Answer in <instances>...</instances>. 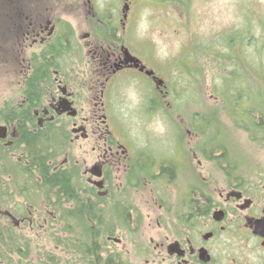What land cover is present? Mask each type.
I'll use <instances>...</instances> for the list:
<instances>
[{"label": "flooded vegetation", "instance_id": "1", "mask_svg": "<svg viewBox=\"0 0 264 264\" xmlns=\"http://www.w3.org/2000/svg\"><path fill=\"white\" fill-rule=\"evenodd\" d=\"M3 1L4 50L24 53L21 99L0 126L5 244H18L13 231L52 220L70 234V264H127L117 250L124 244L133 245L136 264H264V170L223 182L199 171L173 183V151L139 146L111 129L106 100L120 73L161 83L124 43L138 35L127 31L132 1L120 0L123 18L120 7L101 9L98 0ZM71 41H84L91 53L90 76L62 64Z\"/></svg>", "mask_w": 264, "mask_h": 264}, {"label": "rangeland", "instance_id": "2", "mask_svg": "<svg viewBox=\"0 0 264 264\" xmlns=\"http://www.w3.org/2000/svg\"><path fill=\"white\" fill-rule=\"evenodd\" d=\"M131 1L132 15L127 31L138 35L124 43L151 69L148 73H155L161 83L142 74L120 73L106 100L111 129L139 146L173 151V160L178 166L173 165V183L176 177L190 178L197 176L199 171L218 182L234 172L248 177L259 176L264 170V116L254 113L255 119L262 124L257 132L258 139L257 136L254 139L241 126L244 120L237 121L229 104L234 96L233 89L240 86L264 105V0ZM112 3L120 7L119 18H123L120 0H98L97 6L102 9ZM6 12L4 1L0 0V22L8 17ZM106 13L107 16L111 14L109 10ZM119 26L122 32L121 23ZM5 28L0 27V32H5ZM85 30V26L78 28L79 32ZM1 39L0 126L5 113L21 99L16 81L24 55L20 51L6 52L7 42ZM77 42H68L63 48L62 64H71L77 73L90 76V72L84 70L93 68L91 53L82 44L84 41ZM231 71L239 74L234 86L230 78L235 74ZM222 83L231 85L229 99L221 95ZM260 89L263 91L259 93ZM94 101L86 105L88 111L94 109ZM241 102L240 106L246 107L251 100L245 98ZM219 140H224L229 150L222 147L212 150L211 142ZM180 145L188 152V162L192 160L193 164L181 158ZM227 150L230 157L224 156ZM199 160L202 161L200 166ZM153 178L157 183L160 181L157 175ZM51 221H48L49 227H37L38 230L13 231L12 238L18 244L16 247L15 244H0V264H70L67 245L70 234L53 228ZM2 232L7 239L5 230ZM118 249L125 252L127 264H136L132 244L119 245Z\"/></svg>", "mask_w": 264, "mask_h": 264}, {"label": "trees", "instance_id": "3", "mask_svg": "<svg viewBox=\"0 0 264 264\" xmlns=\"http://www.w3.org/2000/svg\"><path fill=\"white\" fill-rule=\"evenodd\" d=\"M231 72L235 74L234 77L230 78V81L232 82V86H234V82L238 83V81H239V78H238L239 74L235 73L234 71H231ZM221 88H222L221 89V91H222L221 95L225 96L223 98L229 99V97H231L230 93H232L231 92V89H232L231 85L229 84V86H227L224 83H222V87ZM239 89H240V92H239ZM233 90H234V92H233L234 96H233L232 101L229 104L230 110H231L232 113L235 114V116H237V121L244 120L243 122L241 121L242 122L241 126H243L247 131H249L252 134V136L254 137V139H255V136H257V132L262 129V124L259 123L255 119L254 113H259L260 112L261 115L264 116L263 115L264 114L263 102L260 103V101H259L260 99L259 98L250 97L248 95V93H247L248 92L247 89L244 88V87L236 86ZM261 91H263V89H260V91L258 90L259 93ZM245 98L251 100L250 106L241 107L240 106V105H242L241 101L245 100ZM11 111H13V110H11ZM244 114L247 115L248 117H246ZM239 115H242V117H239ZM256 138L258 139V136ZM216 140H218V139H216ZM208 143L206 145H208ZM211 143H212L211 147H213L212 150L214 149V147H216V149L218 147H222V148L228 149L227 148L228 144L224 140H222V141L221 140L212 141ZM207 147H209V146H207ZM228 150H227V152H225L224 156L229 154ZM228 157H230V156L228 155ZM4 236H5L4 233L0 232V244H5L6 243L5 242L6 238ZM15 247H16V244H15Z\"/></svg>", "mask_w": 264, "mask_h": 264}, {"label": "water", "instance_id": "4", "mask_svg": "<svg viewBox=\"0 0 264 264\" xmlns=\"http://www.w3.org/2000/svg\"><path fill=\"white\" fill-rule=\"evenodd\" d=\"M149 73H151V72H149Z\"/></svg>", "mask_w": 264, "mask_h": 264}]
</instances>
